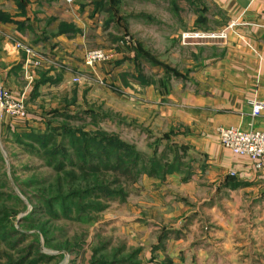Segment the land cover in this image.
<instances>
[{"label": "rangeland", "instance_id": "obj_1", "mask_svg": "<svg viewBox=\"0 0 264 264\" xmlns=\"http://www.w3.org/2000/svg\"><path fill=\"white\" fill-rule=\"evenodd\" d=\"M119 1L120 3L116 6H112L109 0L101 1L104 8L103 14L107 17L102 25V32L103 36H108V38L97 36L96 39L101 44L93 42L97 41L95 38L90 41L92 48L84 57V62L88 67L98 64L91 66L86 63L89 52L102 50L107 53L105 49L112 47L116 49L119 45L112 38L113 36L122 40L126 38L125 41H129V46H120L121 48H127L130 51L135 49L134 46L141 45L158 60L179 73V77L174 76V72L167 73L147 60L140 59V69L144 75H148L149 83L152 82L161 91L168 92L172 81L181 83L190 78L194 69V54L198 48L202 47V43L222 41L193 38V34L210 32L203 29L209 27L211 12L217 13L218 11L214 0H175L180 13L173 9L174 0ZM182 9L185 11L183 15ZM199 15L203 18L201 27H199L201 30L196 29V24H193L195 16L198 19ZM181 16L185 18L184 24H182ZM109 20H111L110 24ZM109 33L113 36L111 37ZM107 54L111 57L110 53ZM114 77L116 76H110L109 79L104 78L103 81L92 77L88 81L87 77L86 79L72 73L66 89L62 90L59 87L57 92L50 85L53 79L36 88L38 81L34 78L29 83L25 77L24 89L28 88L25 106L28 115L22 120L11 118L8 115L0 116V212L9 213V222L5 220L4 224L18 231L17 234L13 233L8 240L0 243V264L18 262L22 258L28 259L26 264H93L98 262L172 264V260L161 250L166 246L168 239L172 236L178 238L182 233L174 234L173 231H168L169 228L176 226L180 221L178 226L185 228L196 218L198 219L196 229H200L198 231L202 233L201 236L207 237L216 229L215 223L210 222L205 214L200 215V210H197L198 206H191L192 209L188 216L181 217V220H168L172 213L180 211L181 207L177 201L181 199L178 197L166 201V211L158 213L153 205L156 201L151 197V194L157 191L156 188L148 187L146 196L144 194L146 191L140 190L146 187L143 183L149 181L145 180L147 178L162 182L168 176L187 170L184 178L187 180L191 176L188 169L193 162L194 149L189 144L178 142L177 137L181 133L179 129L173 126L168 127L165 121L162 122L159 118L146 121V115L148 113L150 117V113L146 108H135L134 99L129 95L131 89L129 82L133 80L132 76L128 78L121 76L119 81ZM79 80L80 82H76ZM121 85L124 86V90ZM1 88L6 89L3 86ZM20 95H13V97H20ZM46 131H51L50 134L53 136L47 147L48 151L35 143L36 149L33 150L22 145L17 139L24 133H44ZM70 131L76 133L81 131L90 135H95L99 131L107 132L141 152L145 161L153 157L154 152L157 151L158 158L168 155L171 160L174 156H179L184 165L181 170L167 175L166 178H162L164 169H161L157 175L142 173L133 180L129 175L118 176L113 171L103 172L100 166L99 182L102 180V175L107 173L105 175L107 182H111L114 188L120 186L126 189L124 200H83L81 204H78L79 207H84L89 203L101 205L104 209L99 212L85 208L84 215L87 214L91 218L86 222L75 218L79 216L76 211L78 207H75L72 219H68L58 214L59 206H55L57 214L55 212L53 214L52 210L47 207L46 201L56 195H66L96 184L95 178L87 175L90 170L80 167L79 161L82 162L80 155L86 148L77 142L72 145L69 138ZM24 138L22 136L23 143L31 142ZM58 143H63L65 146L60 145L57 148L63 153L66 150L70 155L71 160L66 162L65 169L72 174L56 171L54 164H51L46 156L56 148L52 146ZM170 148L177 149L175 155ZM89 149L93 152L92 148L89 147ZM95 153L98 154V152ZM166 161L163 159V163ZM93 165L98 166L99 164ZM231 181H237L233 173L225 179L223 187L237 190L242 188V186L231 188L227 184ZM260 196V201L264 202V190ZM244 197V204L250 203L246 208L252 214H256L254 209L256 199L247 198L250 195L247 197L244 195ZM182 200L185 206H189L188 199ZM136 208L141 211L139 225L152 229L151 235L146 231L137 230L133 225L134 218L138 216L135 214ZM232 212L233 209L230 213ZM201 216L206 217L201 218ZM151 218L154 222L150 221ZM250 224L256 225V223ZM22 233L26 237H22ZM242 255L244 259L241 261L242 264H264V253L253 255L244 253Z\"/></svg>", "mask_w": 264, "mask_h": 264}, {"label": "crops", "instance_id": "obj_2", "mask_svg": "<svg viewBox=\"0 0 264 264\" xmlns=\"http://www.w3.org/2000/svg\"><path fill=\"white\" fill-rule=\"evenodd\" d=\"M101 1L0 0V15L8 19H0V86L18 96L26 85L28 58L16 48L17 44L38 53L41 64L29 71L36 81L44 77L53 79L50 85L55 92L59 87L66 89L72 73L87 77L88 81L92 77L103 81L116 76L119 81L121 76H132L129 95L135 108H146L150 113L146 121L159 118L168 127L179 129L178 142L194 149L188 169L191 176L187 180L184 179L187 170L162 182L147 178L149 181H143L146 187L140 190H145L146 196L148 187L156 188L151 197L156 201L153 205L158 213L166 211V201L181 199L177 201L180 211L172 213L168 220H181L188 216L191 206H198L200 215L205 214L217 226L203 237L200 229H196L198 219L185 228L178 226L180 221L168 229L174 234L181 232L180 238L172 236L161 251L172 264H242V254L264 253V202L260 201L264 172L257 171L248 158L235 156L223 148L217 135L219 127L264 130V115L253 117L250 105L251 101L264 103V0H214L218 11L211 12L209 27L203 30L225 31L227 39L202 43L194 54L190 78L181 83L172 81L168 92L149 83L134 50L120 47L129 46L126 38L122 40L109 33L119 43L116 49H103L110 53V61L92 67L85 64L84 57L92 48L90 41L105 36L102 25L107 17ZM173 9L180 13L178 6ZM184 12L182 9V15ZM181 19L184 24L185 18ZM196 19L197 16L194 25ZM70 27L79 32L73 33ZM93 42L101 44L98 40ZM230 173L245 187L238 190L223 187ZM244 195L256 199V214L246 208L250 203L244 204ZM182 199H188L189 206ZM135 214L138 215L133 221L135 228L151 235L152 229L139 225L141 211L136 208Z\"/></svg>", "mask_w": 264, "mask_h": 264}, {"label": "trees", "instance_id": "obj_3", "mask_svg": "<svg viewBox=\"0 0 264 264\" xmlns=\"http://www.w3.org/2000/svg\"><path fill=\"white\" fill-rule=\"evenodd\" d=\"M110 4L112 6H116L120 3L119 0H109ZM173 5L176 6L175 0L173 2ZM203 15V14H201ZM200 16V15H199ZM149 18V17H148ZM0 19H3L7 21L8 19L2 18L0 15ZM111 20L109 21L110 24ZM203 22L202 16L198 17L195 24L196 27H201V24ZM73 33L79 32V30L76 27H70L69 29ZM134 51L136 52V58L138 60L144 59L150 62L154 66H158L162 69H164L167 73H172L174 76L179 77V73L176 71H173L172 68L167 65L166 63L158 60L155 56H153L151 53L146 51L141 45L134 46ZM144 80L142 83H146L145 77H143ZM51 81V79L47 78H41L40 81L37 82L36 88H39L40 85L44 84L45 82ZM71 132V131H70ZM51 131H46L44 133H24L22 136H24L26 140L31 141L30 143H23L22 136H19L17 139L19 142L27 146L28 148H32L35 150V144H38L42 149H47L48 145L51 142V138L53 139V136L50 134ZM70 141L72 142V145L76 142L80 145L83 144L86 150L80 155V159H82V162L79 161L80 167H85L89 169L87 175H92L95 180V185H90L86 187L84 190H78V191H72L67 193L66 195L59 194L56 195L54 198H50L46 201L47 207L52 210L53 214L55 211V206L60 207V212L58 213L61 216H64L68 219H72V215L75 212L74 208L78 207L76 211L78 212L79 216L75 217L78 221L79 220H85L86 222L90 221L91 218L86 214L84 215L83 212H85V208L87 209H93L95 211H102L104 207L101 205H93V204H87L84 205V207H79L78 204H81L83 200H98V199H104V200H116L121 199L124 200L126 195V189L122 187H113V184L111 182H107L106 174L104 173L102 175V180L99 182L100 178V166H102V171L109 172L113 171L115 175H129L131 179H136L142 174V173H148L151 176L159 174V170L164 169L162 173V178H166L167 175L173 174L175 171L181 170L182 166L184 165L182 162V158L179 156H174L171 160H169L170 157L168 155L161 156L158 158V152L155 151L153 157L149 158L148 161H145V158L143 154L137 149H135L133 146L125 143L123 140H121L119 137L114 135H109L107 132L99 131L95 135H90L89 133L85 132H71L69 134ZM53 145V144H52ZM65 146L63 143H58V145H53L52 147H56L52 151L48 153L47 158L51 164H54V168L58 172H65V174H72L71 172H67L65 169L66 162H70V155L64 150L65 153L61 152L58 146ZM174 146V145H173ZM90 148H92L93 152H90ZM98 152L96 154L94 152ZM179 149V147H177ZM177 149L170 148L171 152H174V155L177 152ZM38 152V151H37ZM80 154V153H78ZM163 159H165V163H163ZM95 163H98L99 165H93ZM119 182V181H118ZM231 188H237L240 186H245V184L237 182V181H231L230 183L227 182ZM2 217L0 218V243L4 240H8L9 237L13 233H18L17 230L14 228L10 229L9 226L4 224L5 220H8L9 222V213L8 212H0ZM6 222V223H7ZM22 237H26L24 233L21 234ZM28 262V259L22 258L18 262H9L8 264H26ZM93 264H106V262H98Z\"/></svg>", "mask_w": 264, "mask_h": 264}, {"label": "built area", "instance_id": "obj_4", "mask_svg": "<svg viewBox=\"0 0 264 264\" xmlns=\"http://www.w3.org/2000/svg\"><path fill=\"white\" fill-rule=\"evenodd\" d=\"M65 1L67 3H74L75 0ZM193 38L226 40L227 33L225 31L196 33L195 35L193 34ZM16 48L23 50L28 58L25 76L30 83L34 79V76L29 71L31 66L38 67L41 62L37 53L33 49L24 47L21 44H17ZM110 59L111 57L109 54L102 50H97L91 51L87 54L86 63L92 66L96 63L107 62ZM76 82H80V80ZM27 89L28 88L24 89L20 97H13L11 91L0 88L1 117L8 115L11 118L14 117L15 119L22 120L28 115L25 106ZM250 105L252 107L253 117L264 115L263 102L251 101ZM217 135L223 148L229 150L235 156L248 158L257 171L264 172V130L251 129L245 131L237 127H219L217 129Z\"/></svg>", "mask_w": 264, "mask_h": 264}]
</instances>
